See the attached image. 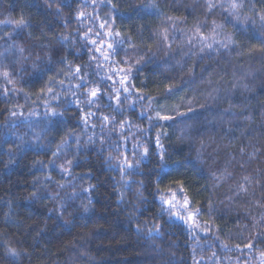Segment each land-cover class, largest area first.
<instances>
[{"label": "clouds", "instance_id": "obj_1", "mask_svg": "<svg viewBox=\"0 0 264 264\" xmlns=\"http://www.w3.org/2000/svg\"><path fill=\"white\" fill-rule=\"evenodd\" d=\"M138 2L142 0H129L132 6ZM161 2L163 0H149V5L159 11ZM166 2L174 8L195 6L202 9L204 14L209 13L207 0ZM58 3L59 0H37V7L43 6L45 13L40 20L35 21L37 31L28 32L23 40L8 43L0 36V73L8 72L7 77L0 75V83L10 84L11 88L8 91L13 92L14 96L16 93L24 92V105L21 106L26 107V119L21 121L19 126H15L12 133L19 141L16 150L21 151V154L28 148L40 153L51 151V158L46 162L43 159L32 162L39 163L38 171H42V175L34 178L32 186L35 191L29 194L30 199L28 197L24 199H28L31 204L41 198L38 194L46 190L54 206L62 207L66 200L72 201L76 194L83 192L84 189H93L94 198L105 207L111 208L115 201L117 210L111 213L115 225L113 234L120 238L127 249L139 251L140 259L135 262L130 260L114 262L111 258L112 253L122 249L99 245L94 230L87 223L80 224V221L86 220V217L80 214L81 205L87 207V212L82 210L86 214H91L94 208L93 200L88 199L77 206L70 205L71 210L58 215L51 229L39 224H29L15 211L11 215L4 212L0 217V264H185V258L180 253L184 229L178 220L171 219L172 210L167 208L161 199L164 196L162 190L168 186L160 187L169 174L179 173L181 170L186 178H190L186 185L188 195L193 197L194 202L204 201L200 205V210L205 211V216L201 219L212 224L230 217L238 219L239 224L229 229L225 234L226 238L229 241L244 243L251 241L255 245L246 254H241L237 251L235 243L221 242V252L225 256L222 264H241V255L246 256L243 264H261L264 259L261 256L264 247L256 241L264 237V103L261 101L253 105L249 96L244 95L240 104H233L228 100V106L222 109L211 106L218 105L234 90H240L242 94L252 93L256 74L264 75V64L259 68H252L248 64L243 66L229 64L227 66L230 70L231 84H227L221 78L220 81L212 82L206 89L200 86L209 82L202 78L199 84L193 87L196 81L192 80L194 75L192 68L176 61L175 65L171 66L174 70L170 75L173 79H180L183 83L189 84L193 94L191 102L185 105L181 100L167 104L166 108H161L153 102L148 107L154 113L157 111L179 113L184 106L188 110L199 104L201 108L212 112V116L209 118L204 113L194 111L188 112L185 116L178 115L175 120L168 123V131L157 134L160 137V147L154 149L151 147V140L148 139V132L155 127L163 129L164 124L150 119L152 116H149L151 128L135 126L130 134L134 139V152L127 159L133 166L125 167L121 174L119 161L122 159V151L116 147L117 142L112 138V134L120 127V121L111 113H109L111 127H108L104 120H98L94 124L96 131L91 133L83 128L66 127L68 121L79 119L65 107L71 105V100L63 101L55 108L49 106L39 113L41 117L39 121L33 123L27 120L38 113L33 106L35 102L29 99L30 93L21 87V84L37 77L42 82L41 87L45 89L49 84L55 86L58 76L70 78L66 90L53 88L52 96L46 97V100L75 97L79 93L82 97L81 104L101 107L99 98L89 102L88 88L71 85V79H75L77 74L70 71L73 64L68 59L70 55L68 49L74 48L78 54L79 47L68 42L67 34L75 30L74 27L65 24L54 36L48 35V30L56 21L63 22L68 18V13L59 8ZM260 13L261 7L257 9L252 0H248L247 3L243 0V7L233 20H252L261 23ZM215 23L221 26L218 29L223 31L224 25ZM139 31L137 29V32ZM227 35L232 40L231 33ZM188 54L185 51L182 56ZM156 56L157 52L152 50L151 55L148 52H143L138 57L129 54V59L147 64ZM50 76L54 79L49 80ZM64 83V79L59 80V85ZM85 83L97 84V81L93 79ZM98 87L101 90L104 88L103 85ZM114 87L118 85L109 86ZM34 94L40 99L38 93ZM112 94V91L105 92L109 98ZM128 102V97H125V103ZM13 107H16V104H13ZM49 109L53 111L50 112ZM18 115L16 113L14 116ZM53 117L55 119H52ZM137 133L139 138H136ZM73 138L75 143H70ZM145 148L148 149L147 152L143 151ZM9 155H14L12 149L9 150ZM68 161H72L71 165L67 163ZM61 165L64 168L86 167L93 171L88 181H84L82 175L77 176L69 172L67 174L71 179L59 181L45 171L49 168L53 171L59 169L63 175L65 172ZM114 172L118 173L115 177L105 179ZM196 177L202 181L198 188ZM93 178L95 183L91 182ZM77 180L79 183H74ZM49 183L54 186L49 187ZM241 185L245 186V190H241ZM11 206L10 203L9 207ZM49 211L59 212V208L54 207ZM146 212H150L154 218L150 227L148 220L141 219ZM212 237L220 239L215 231L212 232ZM213 243L212 239L207 241L209 249ZM229 253H235V256ZM215 256L216 252L212 251L211 255L203 253L201 258L207 257L212 264H217Z\"/></svg>", "mask_w": 264, "mask_h": 264}, {"label": "trees", "instance_id": "obj_2", "mask_svg": "<svg viewBox=\"0 0 264 264\" xmlns=\"http://www.w3.org/2000/svg\"><path fill=\"white\" fill-rule=\"evenodd\" d=\"M114 2L118 5L116 9H112L107 0H104V2L102 0H95V3L93 0H59L57 6L68 13V18L63 22L56 21L52 28L48 30L49 37H52L56 32L63 29L65 24L74 27L75 30L67 34L69 36L68 42L75 47H79V53L77 54L74 48H69L68 52L70 55L68 59L73 64V67L70 69L71 72H74L76 67H79L81 71L76 75L75 79H71V85L72 87L79 86L88 89L103 85V90L98 87L100 91L98 96L93 100L95 101L99 98L101 107L97 108L91 104H81L82 97L79 93L75 97H57L55 100H46L45 98L52 96L53 92L45 91L41 93L40 89L43 88L41 87L42 82L37 77L29 80L27 83L21 84V87L30 93L29 99L35 102L33 106L38 113L35 117H28L27 120L29 122L34 123L39 121L41 119L39 113H42L49 106L55 108L61 105L63 101L71 100V105H65V107L68 108L69 113L79 119L68 121L66 124L68 129L83 128L90 133L95 132L96 128L94 124L98 120H103L105 116L109 117V113L116 116L118 121L123 120L125 122L124 125H127L130 130L134 129L135 126L151 128L149 116H152L155 120V113L148 107L149 104L153 102L157 106L165 103L174 104L181 101L180 97L183 96L184 104L187 105L192 99L193 94L190 91L189 84L183 83L180 79H173L170 75V72L174 70L171 66L175 65L176 61L192 68L194 74L192 80L196 81V84L192 85L193 87L199 84V80L202 78L209 82L200 86L206 89L209 88L212 82L220 81L221 78L227 84H231L230 70L227 66L229 64L238 66L248 64L252 68H259L264 64V52L259 51L264 46V29H262L259 22L253 23L252 20L241 21L240 19L233 20L229 13L220 7L204 14L202 9L195 6L193 8L171 7L167 4L166 0L161 2L159 11L149 7V0H142V2L136 3L135 6L129 4V0H114ZM247 2L248 0H245V3ZM252 3L256 4L257 9H259L262 0H252ZM226 7L227 3L225 2ZM80 12H84L85 16L78 18V13ZM44 13L45 9L43 6L37 7V0H0V36L3 37L4 42L8 43L23 40L28 32L37 31L35 21L40 20ZM161 13L165 15L162 16ZM169 17H183V19L170 20ZM19 20L24 21L23 26L17 25V21ZM197 21H202V23H199L200 30L205 36L210 38L214 35L211 31L213 27L212 22L215 21L223 24V31L217 29L218 35L215 36V39L221 41L227 40V33L230 32L232 40L235 43L229 45L228 48H223L210 39L209 42H213V48H205L201 52L202 44L200 37L196 36ZM101 24H105L106 26L101 28ZM137 29L140 31L137 32ZM165 29H167L169 36L167 41L163 40L159 35ZM106 32H112L113 35H105ZM115 32L127 35L117 37L114 34ZM6 33L9 35H5ZM190 38H193L191 39V43H189ZM90 40L96 41V45L89 43ZM115 41H123V43H115L113 49H108L107 44ZM133 44L136 47H130ZM149 46L157 52V56L153 61L144 64L142 62L137 63L135 59H129V54L138 57L143 52H148L151 55L152 50H148ZM254 47L256 51H253ZM97 48H100L101 51H97ZM185 51L189 53L188 56H182V53ZM102 52H110L111 55L105 60ZM237 53H240V55H237ZM128 68L132 69L129 80L126 82V86L129 89L126 92V97H128L129 102L126 104L125 99L122 103L115 100L114 103L116 105H112L117 89L116 87L109 88V86H115L116 82L118 84L121 76L125 74L120 69L126 70ZM80 77H83V79H80ZM60 79L65 80L64 85H59ZM93 79L97 81V84L85 83ZM69 80V77L58 76L56 85L49 84L48 87L64 91L69 87ZM77 81H79V84H77ZM262 81H264V75L257 73L252 93L242 94L240 90H234L229 97L222 99L218 105H212L211 107H219L220 109L227 107L228 100H231L233 104H240L244 95L249 96L253 105L264 101V85H262ZM170 84L175 86L174 92L171 94L164 91ZM119 86L122 85L120 84ZM10 88V84L0 83V197L3 198L0 199V217L3 216L4 212H8L11 215L15 211L22 215L27 220V223L39 224L51 229L58 215L65 214L66 211L71 210L68 207L69 205L77 206L81 202L92 199L94 208L91 210V214L83 213L81 210L80 214L86 217V220L80 221V224L87 223L94 230L99 245L105 248L122 249L121 251L112 253L111 258L114 262L120 260L135 262L140 259L139 251L127 249L121 243L120 238L113 234L115 225L113 224L114 217L111 213L117 210L115 201H113L111 208L105 207L99 200L94 198L93 189L89 188L88 191L76 194L72 201L66 200L62 207L54 206L46 190L42 194H38L41 195L39 200L33 201L31 204H29L28 199H24V197L30 199L29 194L35 191L32 182L35 177L42 175V171H38L40 167L39 163L34 164L32 162L41 159L46 162L51 158V151L40 153L28 148L23 150V154H21V151L16 150L19 141L12 133L15 131V126H19L21 121H25L26 107L21 106L24 105V92L16 93L14 96L13 92L8 91ZM157 89L161 91L157 92ZM121 90L119 88L118 92H123ZM5 91H7L6 95L4 94ZM106 91H112L111 98L105 95ZM34 93H38L40 99H37ZM221 95L223 96V94ZM148 96L153 97L154 100L150 101L147 98ZM140 97H144V99H140ZM13 104H16V107H13ZM111 105L114 109H112ZM121 105L125 107L122 108L120 107ZM192 109L194 112L204 113L209 118L212 116V112L201 108L199 104L193 106ZM233 110L235 111L236 109ZM61 111H63V108H61ZM117 111L122 115L119 116ZM13 112L19 115L14 116L12 115ZM180 112L188 113L187 107H182ZM179 113L168 112L167 114L171 115L173 120H175ZM8 117L10 119L6 120ZM52 119H55V117ZM169 122L160 121L159 123L164 124L163 129L155 127L151 128V131L148 132V139L151 140V147L153 149L157 148V134L161 131H168L167 126ZM105 123L108 127H111L109 121H105ZM123 129L125 130V126L119 127L118 131L112 134V138L117 142L116 147L128 158L133 154L134 150L131 151L128 145H124L123 142H130L132 138L130 133L132 132L124 133ZM137 136L139 137L138 133ZM70 143H75V139L73 138ZM10 148L13 150L14 155H9ZM45 171L59 181L71 179V176L68 174L62 175L59 169L53 171L49 168ZM92 171V169L86 167H69V173H75L77 176L82 175L84 181L89 180ZM117 174L114 172L111 176L105 177V179H112ZM188 179L190 178H186L183 170H181L179 173L169 174L164 184L160 185V187L163 188L167 185L171 191H177L182 196L183 194L179 192L176 182L182 181L183 187L188 192L186 186ZM196 180L198 181L196 185L198 188L199 183H202V181L199 177H196ZM10 181L12 182L10 183ZM91 182L95 183L94 178ZM74 183H79V180L74 181ZM53 186V184L49 183V187ZM85 188H87V184H85ZM189 199L192 206L199 209L200 205L204 203L202 200L194 202L191 195H189ZM10 203L11 207H9ZM54 207H58L59 212L49 211V209ZM29 209H31L30 212ZM204 216L205 211L200 210L197 219L202 227H207V232L189 229L185 224L180 223L184 229L180 253L185 258V264H194V261L195 264H212V261L208 260L207 257H201L203 253L211 255V252L214 250H216L214 259L217 261V264H222L225 256L221 252V242L235 243L237 251L241 254L248 252L249 248H245L244 245L253 242L229 241L225 235L229 229L239 224L238 219L230 217L226 220H217L216 224L209 223L205 225L204 220L201 219ZM141 219L148 220L149 227L154 221L150 212L144 213ZM59 223H62V221H59ZM79 226L78 224L77 227ZM213 231L219 234V240L212 237ZM193 232L195 233L194 235ZM209 239L214 241L211 249L207 246ZM256 243L264 247V237L258 238ZM229 254L235 256V253ZM245 259L246 256L241 255V264H243Z\"/></svg>", "mask_w": 264, "mask_h": 264}, {"label": "snow or ice", "instance_id": "obj_3", "mask_svg": "<svg viewBox=\"0 0 264 264\" xmlns=\"http://www.w3.org/2000/svg\"><path fill=\"white\" fill-rule=\"evenodd\" d=\"M93 2L95 3V0H93ZM102 2H104V0H102ZM225 2L227 3V7L225 8ZM107 3L110 4L111 8L112 9H116L118 7L117 3L114 2V0H107ZM207 5H208V10L209 12H211L213 9L217 8V7H220V8H224L225 11H227L228 13L230 12L231 13V17L232 19L233 18H236L238 16V13L240 12V9L243 7V0H207ZM149 7H153L151 5H149ZM85 16V13L84 12H80L78 13V18H82ZM259 18H260V21H261V27L262 29H264V4L261 5V13L259 14ZM170 20L172 19H175V20H182L183 17H176V18H172V17H169ZM225 19H227V17H225ZM213 23V27H212V33L214 34L211 38L208 37V36H205L201 30H200V27H199V24H197V27H196V36H199L200 37V41H201V44H202V47L200 49L201 52L204 51L205 48L207 49H212L213 48V42L218 44L220 47H223V48H228L229 45L231 44H234L235 42L231 40V38H228L227 40H224V41H221V40H217L215 39V36L218 35L217 33V29L220 28L221 26L219 25H216L215 21L212 22ZM255 23V22H253ZM17 25L18 26H23L24 25V21L23 20H19L17 21ZM106 25L105 24H101L100 27L101 28H104ZM115 36L119 37L121 35H127V34H122L120 32H115L114 33ZM87 35V34H85ZM105 35H113L112 32H106ZM161 36V38L165 41H167L169 39V36H168V31L167 29H165L163 31V33H160L159 34ZM191 39L193 38H190L189 39V43H191ZM212 40L213 42H209V40ZM123 41H115V42H111V43H108L107 44V48L108 49H113L115 47V43H122ZM89 43L93 44V45H96V41L94 40H90ZM130 47H136V45H130ZM149 51H151V46H149L148 48ZM97 51H101L100 48H97ZM253 51H256L255 47L253 48ZM259 51L261 52H264V46H262ZM102 55L104 56V59L107 60L109 58V56L111 55V53H104L102 52ZM81 69L79 67H76L75 68V71L72 72L73 74H78L80 73ZM121 72H124L125 74L121 76L120 80H119V83L124 86V91L125 92H128L129 89L127 88L126 86V82L129 80V75L132 71L131 68H128V69H120ZM191 71V69H190ZM0 75L4 76V77H7L8 76V72L7 71H4L3 73H0ZM54 79L53 77H49V80H52ZM80 79H83V77H80ZM109 79H111V77H109ZM62 83V82H61ZM174 88L175 86L174 85H168L166 89H164V91H167L168 93H173L174 92ZM23 90V89H21ZM52 92L53 91V88L51 87H48L47 89L45 88H41L40 89V92L41 93H44V92ZM100 89L98 87H93L91 89H87V96L89 98V102L91 103V101H93L97 96H98V93H99ZM161 90L160 89H157V92H160ZM5 95L7 94V91H5L4 93ZM150 101H153L154 98L151 97V96H148L147 97ZM140 99H144V97H140ZM181 100L184 99L183 96L180 97ZM117 100L119 101V97H117ZM191 101H189L190 103ZM262 103H264V101H262ZM166 103L165 104H160V107L161 108H166ZM49 111H53L52 109H49ZM193 109L192 108H189L188 109V112H192ZM169 111H157L155 113V120H157L158 122L160 121H164V122H167V121H172L173 120V117L171 115H168ZM16 113L13 112L12 115H15ZM188 113H185V112H180L179 115L181 116H185L187 115ZM153 117H150V119H152ZM103 120L104 121H109V117L105 116L103 117ZM124 121L121 120L120 121V127H124ZM126 139V137H125ZM156 144H157V147H160V140H159V136H157V139H156ZM11 150V149H9ZM143 151L147 152L148 149L145 148L143 149ZM122 159L119 161V164H120V171H121V174H123L124 172V168L127 167V168H131L133 165L131 164L130 161H128L127 157L124 156V154L122 153ZM69 165H71L72 161H68L67 162ZM61 169L65 172V174H67L69 172V168H64L63 165L60 166ZM50 178V177H49ZM176 185H177V188L179 189V192L182 193V199L178 197V194L174 191H171L170 188H165L163 189L162 191L164 192H171V195L169 198H165V196H162L161 199L163 201V203L167 206V208L171 209L172 210V216L173 217H176L177 219L183 221L186 225H188L189 229H198L200 231H205L207 232L208 229L207 227H202L199 223H198V217H199V214H200V209L199 208H196V207H193L192 206V203L189 199V195L187 193V190L183 187V182L182 181H177L176 182ZM241 190H245V186L244 185H241ZM84 191H88V189H84ZM32 195H35V193H32ZM70 207V205L68 206ZM81 208L83 211L87 212L88 209L87 207H85L84 205H81ZM177 208H182L184 210V214H181L180 212L178 211H173V209H177ZM64 210H67V209H64ZM210 222L209 221H205V225L209 224ZM195 233L193 232V235ZM255 245L253 243H248V244H245L244 247L245 248H253ZM262 257H264V253L261 254ZM194 264H195V261H194ZM261 264H264V259H262L261 261Z\"/></svg>", "mask_w": 264, "mask_h": 264}, {"label": "rangeland", "instance_id": "obj_4", "mask_svg": "<svg viewBox=\"0 0 264 264\" xmlns=\"http://www.w3.org/2000/svg\"><path fill=\"white\" fill-rule=\"evenodd\" d=\"M117 85H118L119 88L122 89L121 91H123V92H118V89H119V88L116 87L117 92H116L115 95H114V98H113V101H112V105H116V104L114 103V101H115V100L118 101V100H117V97H119V101H118V102H119V103H122V101H124V99H125V97H126V95H127L126 92L124 91V86H123V87H122V86H119L120 83L117 84V82H116L115 86H117ZM136 100H138V99H136ZM139 101H141V100H139ZM112 105H111V107H112V109H114V107H113ZM117 114H118L119 116L122 115L119 111H117ZM124 126H125V130L123 129V132H124V133H127V132H133V131H134V129L130 130V128L127 127V125H124ZM130 134H131V133H130ZM136 138H139V137L136 136ZM123 144H124V145H128V148L131 149V151L134 150V149H133V144H134V139H133V138H131L130 142H128V141H124ZM173 191H174V190H173ZM174 192H176V193L178 194V197L182 199V196H180V194H179L177 191H174ZM163 195L165 196V198H169L170 195H171V192L163 193ZM165 206H166V205H165ZM166 207H167V206H166ZM173 211H178V212H180L181 214H184V210H183L182 208L173 209ZM171 219H173V220H178L179 223L185 224L183 221L177 219L176 217H172ZM185 225H186V224H185ZM186 226L188 227V225H186ZM214 251H216V250H214Z\"/></svg>", "mask_w": 264, "mask_h": 264}]
</instances>
